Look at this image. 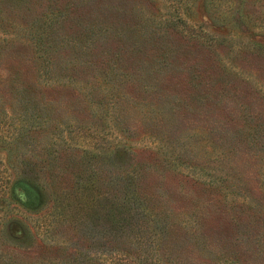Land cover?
I'll return each instance as SVG.
<instances>
[{
    "label": "rangeland",
    "instance_id": "rangeland-1",
    "mask_svg": "<svg viewBox=\"0 0 264 264\" xmlns=\"http://www.w3.org/2000/svg\"><path fill=\"white\" fill-rule=\"evenodd\" d=\"M0 264H264V0H0Z\"/></svg>",
    "mask_w": 264,
    "mask_h": 264
},
{
    "label": "trees",
    "instance_id": "trees-1",
    "mask_svg": "<svg viewBox=\"0 0 264 264\" xmlns=\"http://www.w3.org/2000/svg\"><path fill=\"white\" fill-rule=\"evenodd\" d=\"M126 201H129V200H126ZM93 206H94V204H92V207H93ZM92 207H91V208H92ZM141 238H142V237H141Z\"/></svg>",
    "mask_w": 264,
    "mask_h": 264
}]
</instances>
